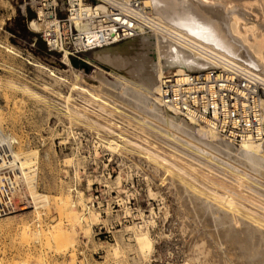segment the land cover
Here are the masks:
<instances>
[{
  "label": "rangeland",
  "instance_id": "374dc122",
  "mask_svg": "<svg viewBox=\"0 0 264 264\" xmlns=\"http://www.w3.org/2000/svg\"><path fill=\"white\" fill-rule=\"evenodd\" d=\"M32 1L0 0V113L4 114L1 115L2 128L5 134L12 135L19 141L15 144L17 151L37 153L33 160L36 162L34 183L37 192L49 194L50 198L60 195L65 197L68 201L64 215L66 212H71L67 213L71 215L63 218L64 238L60 243L52 236L48 237L53 233L47 234L48 229L45 230L59 221V212L55 210L53 200H50L51 205H46L48 209L50 207L49 210L45 206V209L38 208L35 211L30 200L29 207L22 212L0 217V223H7L9 227L13 225L10 229H0V264H18L19 261V264H233L235 261L234 264H264V247L258 239L260 234H264V230L252 225V221L240 214L241 210L243 213L247 208V212L264 215V175L240 163L236 154L227 152L228 150L225 152L223 147L221 149L203 142L204 145L199 143L201 141L185 138L184 134H178L179 131L165 125L164 121L152 118L149 114L147 116L143 110L139 111L141 109L134 104L115 99L105 91L106 85L93 87L89 83L97 80L93 73H102L109 81H113L114 77L110 74L112 68L96 61L92 55L94 51L82 55L81 60L67 57L68 65L63 62V55L61 57L57 53H48L44 42L28 27L34 17ZM232 1L234 4H244V0ZM255 3H261V0H251V4ZM49 72H54L63 80L53 79ZM72 83L100 95L109 103L113 101L112 104L119 110L116 109L113 113L114 110L110 111L108 106L100 109L99 104L86 93H77L73 89L70 91ZM134 120L138 122L135 123ZM120 121L122 124L117 123ZM137 124L143 128L140 129ZM218 140L228 142L226 139ZM176 141H181L182 148ZM110 142H113L111 146ZM130 142L137 143L136 145L139 144L146 150ZM152 152L158 156L159 161L150 157ZM194 153L200 155H193ZM160 157L168 163L161 162ZM191 189H194L195 194ZM209 190L210 193L205 192ZM212 193L229 194L238 201L239 206L244 207L239 211L234 209V214L230 213L233 219L228 213L223 214L226 223L224 229L216 228L213 216L204 207V202L213 201ZM42 210L48 212L44 213L46 211ZM35 212H41L38 221ZM219 215L215 213L216 217ZM39 220L40 223H37ZM26 221H30L28 224H33L30 228L40 234L37 238L24 236L23 239L20 229L17 230L19 223ZM235 224L243 229L242 234ZM133 226H146L154 248L149 258L145 250L134 245ZM20 235L21 239L18 238ZM252 237L255 240H251ZM244 240H248L246 243L249 247L245 248L247 252L243 248L246 245ZM225 253L229 255L225 256ZM254 256L257 258L256 262L251 261Z\"/></svg>",
  "mask_w": 264,
  "mask_h": 264
},
{
  "label": "bare ground",
  "instance_id": "6f19581e",
  "mask_svg": "<svg viewBox=\"0 0 264 264\" xmlns=\"http://www.w3.org/2000/svg\"><path fill=\"white\" fill-rule=\"evenodd\" d=\"M143 1L146 5H148L150 7L152 14L154 16H156L159 20L162 21L163 26L167 29L168 33H170L172 36L171 35L168 36V35L161 34V33L160 34H158V33L141 34V35L136 36L135 38L127 40V42H124L121 45H117L115 47L110 46V47H105V48H100V49L95 50L92 54L93 58L96 61H98L100 64H108V66H110L112 68V70L110 69V71H111L110 74L113 75L114 79H113V81H109L106 77L103 76L102 73H99V74L93 73L96 75V78H97V80H96V78H94V81L95 80L97 81V82L96 81L94 82V83H96V85L94 86V83H91V82H89V83L93 87H98L99 85H102V84H104L103 85V87H104L106 85L107 87L106 86L105 87L107 90H105V91L106 92L108 91L113 97H115V99L126 102L127 104L128 103L134 104L135 106H137L141 109L139 111L143 110V112L145 111L147 113V116L150 115L152 118H156L157 120L164 121L165 125L173 128L174 130L179 131L178 134H180V133L184 134L185 138L188 137L190 139H194L195 141L197 140L198 142L201 141V142H199L200 144L206 143V144H209L212 146H217L221 149L223 147L225 149L224 150L225 152L228 150L227 152L230 151L231 153L236 154L240 163H242L243 165H245L249 169H252L253 171L255 170V171L261 172L262 175H264V143H262V144H243V145H239L242 147L237 148L236 146H238V145L235 146L233 143H231L229 141L228 142L225 140L220 141L218 139H220L221 137L213 134L211 131L207 130L206 128H204L200 124H198L194 121L188 122V121H186L180 117L173 116V115L169 114L159 105L156 96L154 97V95L157 92L158 79L163 74L164 71H168V70H172V69L174 71H178V72H180V71H202V70L214 68L216 66V62L213 59L209 58L208 54H214L215 56H217L219 58H223V59H226V60H229L232 62H236V63L246 67L247 69L255 72L261 78V80L264 82V0H261V3H257V4L256 3L251 4V0H244V4H240V5L234 4V1H232V0H143ZM251 13L253 16H251ZM28 27L30 29H32V31L36 30V25L34 22L30 23ZM4 48H6V47H4ZM7 50L9 52L13 53L12 51H10V49H7ZM63 58H64L63 62L68 65L69 62H68L66 53L63 54ZM40 67H43V66H39V68ZM49 73H51V72H49ZM53 73H51V75L54 77V78L52 77L53 79L56 78L58 80H63L62 78L56 76ZM95 75H94V77H95ZM49 76H50V74H49ZM77 76L78 75H76L75 77H77ZM92 78H93V75H92L90 80H92ZM70 87H72V88H70V91L73 89L72 91L76 90L77 93H81V92L86 93L88 95V97L89 96L91 97L90 99L94 100L97 103V105L99 104L100 109H104V108L106 109V106H108L109 110L110 109L114 110L113 113H115L116 109L119 110V108H116L114 106V104H112V103H114L112 100H111L112 103H109L106 100H104L103 97H100V95L93 94V93L89 92L88 89H86L82 86H78V85L73 84V83L70 85ZM25 89H27V88H24V90ZM30 93H32V91ZM33 94H34V92H33ZM102 94H104V93H102ZM111 95H109V96H111ZM78 96H79V94H78ZM80 96H83V95H80ZM101 96H103V95H101ZM113 97H111V98H113ZM105 99H106V97H105ZM108 101H110V100L108 99ZM98 109H96V110H98ZM68 110H70V109H68ZM98 111H100V110H98ZM71 113H72V111H71ZM73 114H74V112H73ZM123 114L124 113H122V115ZM125 114L130 115L129 113H125ZM134 114H136V113H134ZM1 115L2 114L0 113V138L2 139L4 136L2 137L1 135L5 134V132L2 128V122H3L2 116L4 114L2 116ZM76 115H78V114H76ZM128 115H127V118L129 119ZM74 116H75V114H74ZM139 116L140 115H138V117ZM80 117H81V115H80ZM131 117L133 118V116H131ZM141 118H143V117H141ZM84 120H86V119H84ZM139 121L141 122V120H139ZM137 122L135 121V123H137ZM144 122H146V121H144ZM109 123H110V121H109ZM131 123L133 124L134 122L132 121ZM160 123H162V122H160ZM138 124H140V123H138ZM138 124L136 125L137 127H139ZM141 125H142V123H141ZM141 128H143V126H141ZM143 130H145V129H143ZM147 130L149 132V129H147ZM152 132H153V129H152ZM172 135H173V133H172ZM5 136L6 137L8 136V138L10 140L14 141L15 144H17L19 142V141L17 142L16 138L13 137L12 135L5 134ZM165 136H166V134H165ZM178 137L180 138V136H178ZM173 138L174 137H172L171 139H173ZM175 138H176V140H178L177 136ZM166 139H168V138H166ZM169 139H170V137H169ZM180 139H182V138H180ZM221 139H224V138H221ZM4 140H6V139H4ZM173 140L175 141V139H173ZM183 140H185V139H183ZM187 141H189V139ZM176 142L178 144V142L180 143L181 141H176ZM112 143L113 142H110L109 146H111ZM114 144H115V142H114ZM130 144L134 145L135 143L133 144L132 142H130ZM169 145H171V144H169ZM183 145H184V142H183ZM209 145H206V146L209 147ZM116 146H117V144H116ZM136 146H139V144ZM185 146H187V145H185ZM139 147H142V146H139ZM189 147H190V145H189ZM189 147H185V148L188 149ZM195 147H197V146H195ZM195 147H191V148H195ZM181 148H182V144H181ZM210 148L212 149L213 147H210ZM216 148L214 150H216ZM142 149L144 151L146 150V148L144 149L143 147H142ZM14 150H15V156H16L17 160L19 161L22 174L24 175V178H25L24 183L26 184L27 193L32 199V204L35 208V211L38 208L48 209L46 205H48L50 203V200H53V203H54L53 206L56 208L55 210L57 212H59V216H60L59 221L56 222L55 224H53L52 226L45 229V230L48 229L46 232L47 234L53 233L52 235H47V236L48 237L52 236V238H54V240H56L58 243L63 242V238H64L63 232H62L63 231L62 225H63V221H64L63 218H65L66 215L67 216L71 215V214H69V215L67 214V213H71V212H66L65 213L66 215H64V212L67 209V201L68 200H66L65 197H61V195L50 198L51 195H49V194L47 195L44 193H42V194L38 193L37 190L35 189L34 172L28 174L25 171V169H27L29 167V165L32 163V161L36 159L37 153L35 151L25 152L24 150H23V152H20L19 149H18L19 151L16 150L15 146H14ZM217 150H220V149H217ZM180 151H181V149H180ZM189 151H191V150H189ZM183 152H185V151H182V153ZM192 152H193V150H192ZM214 152L218 153L219 151H214ZM177 153H178V151H177ZM199 153H201V152H199ZM150 154L152 155L150 157H155L158 160V156L154 155V152H152ZM195 154L197 156L200 155L198 153H194L193 155H195ZM234 154H233V156H234ZM148 155H149V153H148ZM178 155H180V154H178ZM190 155H192V154H190ZM184 158H182V159L184 161H186ZM237 158H235V159H237ZM159 159L161 160V162L164 161V163L165 162L168 163V161H165L164 158H162V157H160ZM188 159H189V157H188ZM193 162H194V160H193ZM196 162H197V160H196ZM207 162H209V161H207ZM212 162H214V161H212ZM198 165H199V163H198ZM200 165H202V164L200 163ZM223 166H225V165H223ZM172 167L176 168L175 166H172ZM192 168H193V166H192ZM177 170H180V169H177ZM180 171H182V170H180ZM182 172H184V171H182ZM38 173H39V171H38ZM222 175H223V173H222ZM240 177H243V176H240ZM244 178H246V177H244ZM189 179H191V178H189ZM247 184H244V185H247ZM182 185H180V186H182ZM239 185H240V183H239ZM205 192L210 193L211 191L209 190V191H205ZM247 192H249V190ZM253 192L254 191H252V193ZM193 193L195 194L194 191H193ZM200 194H202V193H200ZM200 194H198L199 195L198 197H201ZM254 194H256V193H254ZM149 196H151V192H150ZM211 196H212L211 199L213 201H206V203L204 202L205 200L203 201L202 199H200L201 201L204 202V203L203 202L202 203L206 205V206H204V205H202V206L207 208L206 211L213 216L212 221L215 224L216 228L219 227V228L224 229V228H226V226H225L226 223H225V219L223 217V214L226 215L228 213L227 215L228 216L230 215V217H231L232 215L230 213L234 214L233 213L234 209L235 210L238 209L236 211H239V210L243 209L244 207L240 205L241 206V208H240V206L237 203L238 201L236 202V200H234L229 194L225 193L224 195H218V193H212ZM2 201H3V194L0 193V203ZM196 204L198 205V203H196ZM50 205H51V203H50ZM213 205H216V206H213ZM43 207H45V208H43ZM204 207H203V209H205ZM197 208H198V206H197ZM49 209H50V207H49ZM245 209H247V208H245ZM245 209L243 210V213H242V210L240 212L242 217L252 221V225H256L257 227L260 228L261 231L264 230V219H263L264 215L262 216V214H259V216H258V213H257V215H255L256 212H254V214H252L253 211L249 210L252 212V213H250V212L245 211ZM42 211L44 212L46 210H42ZM38 212H39V210H38ZM47 212L48 211H46L44 213H47ZM202 212H203V210H202ZM216 212H217V215H218V213L220 214L218 217L215 216ZM40 213L39 214L37 212H35V214L33 213L35 216H37V218H36L37 221H38V215H40ZM235 214H236V212H235ZM260 215H261V217H260ZM43 216H45V215H43ZM67 216H66V218H67ZM230 217H228V218L231 220L232 217L231 218ZM242 217H241V219H243ZM39 218H40V216H39ZM209 218H210V216H209ZM29 219H31V218H29ZM19 221H20V219H19ZM22 221H24V220H22ZM40 221L41 220H39V222H37V223H40ZM66 221H67V219H66ZM28 222H30V221H28ZM28 222L27 221L26 222H20L19 223L20 226L18 227L17 230L20 229L19 233L22 235L23 239L29 238L30 236H32V237L35 236L37 238V236L40 234L34 228L31 229L30 227L33 224L32 223L28 224ZM232 223L234 224V222H232ZM16 224H17V222H16ZM235 225L238 226V230H240L241 234H242L243 229H241V227L238 224H235ZM235 225H233L234 228L236 227ZM11 226H13V225H10V227ZM38 226H39V224H38ZM256 226H254V227L256 228ZM8 227L9 226L7 223H4V222L0 223V229H5ZM10 227H9V229H10ZM15 227H17V226H15ZM145 227L144 226H139V227L133 226V228H132L133 239L135 241L134 245H136V247L139 248L140 250L141 249L145 250L147 252L146 256H147V258H149L150 255L152 254L154 248H153L152 239L149 235L148 230ZM205 227H208V226L205 225ZM252 227H251V229H252ZM261 228H263V229H261ZM15 229H14V232H15ZM229 229H231V228H229ZM209 233L210 232H208V234ZM13 234H16V233H13ZM21 235L18 238L21 239ZM209 235H211V234H209ZM18 236H19V234H18ZM24 236H26V237L24 238ZM216 237H217V235H216ZM239 237H242V235H240ZM258 237H259L258 239H259L260 244H262V246L264 247V234L262 233ZM218 238H220V237H218ZM222 240H223V238H222ZM251 240H255V238L253 239V237H252ZM226 241H227V239H226ZM247 241H245V240L243 241L246 244V245L243 244L244 245V247H243L244 251H246V249H248L247 247H249V246H247V244H248V243H246ZM20 243H23V242H20ZM216 243H214V244L216 245ZM226 243H229V242H226ZM252 243H255V241H253ZM229 244H227L228 248H230ZM61 245H63V244L61 243ZM252 245H251V247H252ZM221 246H223V244ZM231 246H232V244H231ZM255 246L259 247V245H256V244H255ZM262 246H260V247L263 248ZM218 248H219V246H218ZM113 250H114L113 251V254H114L115 249H113ZM250 250H252V248ZM203 251H205V249ZM263 252H264V250H263ZM226 254H228V253H225V256H226ZM233 254H234V252H233ZM250 254H251V252H250ZM237 255H238V253H237ZM237 259H239V258H237ZM232 260H234V259H232ZM241 260H242V258H241ZM256 260H257V258L254 256L251 261L256 262ZM263 260H264V258H263ZM238 262H240V260ZM243 262H241V263H243ZM19 263H20V261H19Z\"/></svg>",
  "mask_w": 264,
  "mask_h": 264
},
{
  "label": "built area",
  "instance_id": "2783aa9c",
  "mask_svg": "<svg viewBox=\"0 0 264 264\" xmlns=\"http://www.w3.org/2000/svg\"><path fill=\"white\" fill-rule=\"evenodd\" d=\"M32 10L29 24L35 23L46 51L61 57L66 53L69 59L81 60L141 34L171 35L143 0H33ZM208 56L216 62L214 68L163 72L155 94L159 105L235 145L264 143V82L236 62ZM1 136L6 140L0 138V217L20 213L32 201L15 142ZM35 164L25 171L33 173Z\"/></svg>",
  "mask_w": 264,
  "mask_h": 264
}]
</instances>
